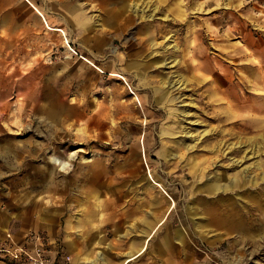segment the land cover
<instances>
[{"label": "rangeland", "instance_id": "rangeland-1", "mask_svg": "<svg viewBox=\"0 0 264 264\" xmlns=\"http://www.w3.org/2000/svg\"><path fill=\"white\" fill-rule=\"evenodd\" d=\"M73 1L83 25L62 15L64 35L0 0V264H31L19 247L117 263L150 216L146 177L192 245L162 224L128 264H264V0Z\"/></svg>", "mask_w": 264, "mask_h": 264}, {"label": "crops", "instance_id": "crops-1", "mask_svg": "<svg viewBox=\"0 0 264 264\" xmlns=\"http://www.w3.org/2000/svg\"><path fill=\"white\" fill-rule=\"evenodd\" d=\"M107 1L108 3H117L120 6L122 3V0L115 1V0H103ZM20 4V5H19ZM19 6H24V9H26L28 13V17L26 23H31V21H34L37 25H39L41 28L45 29L47 33H59L61 32L65 35L66 31L64 30V27L62 26V15H72L74 16L80 23L79 25L82 26V19L85 16V12L82 8H78L77 5L73 0H19ZM96 7V3L93 5V7ZM20 14V13H19ZM33 17V20H31ZM94 22L96 20H93ZM62 41V39H61ZM96 174H91V180L95 179ZM99 175V174H97ZM110 177L114 178L115 176H106V181H103V183L100 185L103 188H112L114 185L111 182ZM146 177V176H144ZM144 183L147 184L150 191L148 193V198L146 200L148 204V211H149V217L147 218H140V226L137 228L139 232L136 235V238L133 239L132 247L129 251H127L125 254H123L119 259L118 262L115 264H128V262L134 260L139 255H141L147 248L149 240L154 236L157 229L163 224V228L166 232L165 234V242L173 241L175 245L177 246V251L179 255L184 256L186 253L187 246L192 245V238L189 233V228L184 222H178L177 225H175L173 228L169 230L168 226V219L171 217L170 207L168 205V200L165 198V193L162 192V190L151 183V181L146 177L144 180ZM77 204H82L84 202H88L87 207H90L92 209L91 213L95 214L94 209H109V210H115L116 209V202L114 199L109 198L106 200H97L96 203L94 201H90L89 198L86 196L84 192H81L79 194ZM144 199L140 196L134 197L131 202L129 203L130 206H127L126 204H123L121 207L120 218L124 221L127 219V211L129 209H133L134 212L141 211L142 205H143ZM99 219L102 223H104L105 226H110V223L107 221L106 218H103V216H99ZM76 222V223H74ZM88 223L90 225L95 226L96 224L94 221H92L90 218H88ZM82 224V220L79 217H76L74 219H67L66 220V227L69 230H72L74 227H77L78 224ZM117 222L115 220L111 221V224L115 225ZM117 225H115L116 227ZM186 230H185V228ZM112 228V226H111ZM119 235H124L123 233H118ZM60 238V235H59ZM103 235L98 237V240L103 239ZM95 237H89L87 238V241L93 242L95 240ZM66 244L73 245V240L71 238L64 239ZM97 242V241H96ZM95 244V241H94ZM133 253V258L129 261H124V259L127 257L128 254ZM74 264H111L106 259V252L97 250L95 255L93 257H81L76 256L74 258Z\"/></svg>", "mask_w": 264, "mask_h": 264}, {"label": "built area", "instance_id": "built-area-1", "mask_svg": "<svg viewBox=\"0 0 264 264\" xmlns=\"http://www.w3.org/2000/svg\"><path fill=\"white\" fill-rule=\"evenodd\" d=\"M15 257H23L31 264H47L46 260L36 250H31L26 247H19L11 251Z\"/></svg>", "mask_w": 264, "mask_h": 264}, {"label": "bare ground", "instance_id": "bare-ground-1", "mask_svg": "<svg viewBox=\"0 0 264 264\" xmlns=\"http://www.w3.org/2000/svg\"><path fill=\"white\" fill-rule=\"evenodd\" d=\"M67 42H68V40H66ZM55 162L56 163H58V164H60V165H62L63 163H61V161L59 160V159H57V158H55ZM172 205V204H171ZM134 256H133V253H130V254H128L127 255V257L124 259V261H129V260H131L132 258H133ZM123 263V262H122ZM121 263V264H122Z\"/></svg>", "mask_w": 264, "mask_h": 264}]
</instances>
